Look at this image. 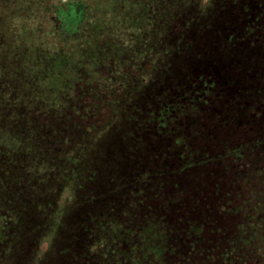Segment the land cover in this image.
Wrapping results in <instances>:
<instances>
[{"label":"rangeland","instance_id":"obj_1","mask_svg":"<svg viewBox=\"0 0 264 264\" xmlns=\"http://www.w3.org/2000/svg\"><path fill=\"white\" fill-rule=\"evenodd\" d=\"M59 1L0 0V162L21 169L36 201L30 204L34 218L31 210L22 215L20 234L8 236L1 220L0 261L69 260L78 249L71 238L76 223L94 218L101 254H113L106 264H164L168 238L161 219H148L130 250L118 228L105 222L107 185L121 171L110 152L122 143L119 121L73 162L49 151L41 119L52 126L64 118L83 81L96 85L100 100L111 96L121 105L115 96L120 86L142 107L171 79L199 76L219 92L243 94L240 109L254 110L264 102V24L251 27L253 37L248 29L259 7L254 0H80L90 6L84 23L63 37L51 19Z\"/></svg>","mask_w":264,"mask_h":264},{"label":"trees","instance_id":"obj_2","mask_svg":"<svg viewBox=\"0 0 264 264\" xmlns=\"http://www.w3.org/2000/svg\"><path fill=\"white\" fill-rule=\"evenodd\" d=\"M63 1L53 7L51 19L64 37L81 28L90 6ZM254 1L259 9L250 37L256 32L251 27L264 24V0ZM115 89L121 105L111 96L100 100L96 85L80 82L64 118L52 126L47 117L41 120L49 151L73 162L109 123L117 119L121 124L122 143L110 148L112 164L119 163L121 171L109 181L110 199L102 206L123 248L130 250L137 232L156 217L168 238L164 264H264V102L245 112L240 109L243 94L219 92L204 76L171 79L142 107L128 101L120 86ZM32 194L21 169L0 162V223L4 220L8 236L20 234L27 210L34 218ZM94 221L76 223L71 238L78 249L60 264H106L113 256L101 254L100 225L96 229ZM129 236L132 241L126 243Z\"/></svg>","mask_w":264,"mask_h":264}]
</instances>
